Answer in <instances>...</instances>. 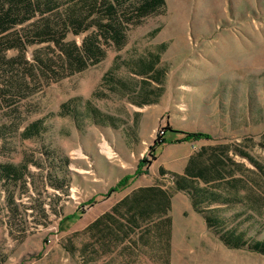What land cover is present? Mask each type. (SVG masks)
Wrapping results in <instances>:
<instances>
[{
    "label": "rangeland",
    "instance_id": "374dc122",
    "mask_svg": "<svg viewBox=\"0 0 264 264\" xmlns=\"http://www.w3.org/2000/svg\"><path fill=\"white\" fill-rule=\"evenodd\" d=\"M71 1L44 16L65 13ZM139 2L121 8L120 42L94 24L66 34L62 47L93 42L102 52L82 70L51 41L0 52V264H86L89 256L97 264H264L252 248L264 245V0H165L157 13L128 20ZM153 57V70L142 68ZM104 120L121 127L104 129ZM36 121L40 134L25 136ZM173 131L207 133L197 140L220 145V202L183 209L165 251L157 241L149 246L156 251L105 258L83 251L78 225L104 210L114 184L104 182L115 178L104 176V159L135 164L169 147L181 135ZM4 165L21 176L6 177ZM231 235L246 244L227 245Z\"/></svg>",
    "mask_w": 264,
    "mask_h": 264
},
{
    "label": "crops",
    "instance_id": "0c3cea01",
    "mask_svg": "<svg viewBox=\"0 0 264 264\" xmlns=\"http://www.w3.org/2000/svg\"><path fill=\"white\" fill-rule=\"evenodd\" d=\"M117 127H121L118 122L104 120V129L114 131ZM177 138L175 135V141L157 155L145 157L148 162L141 167L143 172L111 193L104 200V210L89 214L78 225L85 230L83 251L92 255L104 251V258L115 251H156L149 250L150 241H157L158 251H165L164 241L178 230L183 209L214 207L209 200L221 198L215 184L223 179L220 170L215 175L213 168V160L220 158V145L198 140L178 142ZM115 160L104 159V176H115L104 182L112 180L113 186L132 175L142 159L138 157L135 164L126 157ZM167 178L169 186L162 183ZM108 260L104 259V264H110ZM86 264L97 263L89 256Z\"/></svg>",
    "mask_w": 264,
    "mask_h": 264
},
{
    "label": "trees",
    "instance_id": "16d2710c",
    "mask_svg": "<svg viewBox=\"0 0 264 264\" xmlns=\"http://www.w3.org/2000/svg\"><path fill=\"white\" fill-rule=\"evenodd\" d=\"M72 1L67 4L65 13H56L50 17H46L44 14L52 12L59 7L58 0H0V52L12 48L22 51L27 45L36 42L51 41L58 46L64 54L66 64L73 66L74 71H79L86 67L88 60L92 63L97 62L101 58L102 52L93 44V42L84 44L81 47H77L74 44L62 47L61 42L69 31L74 34H79L89 28L91 24H94L98 30L104 34V39L107 42H120L124 39V31L119 26V18L123 20L120 16V13L123 12L121 8L125 7V4H127L129 0ZM164 5L165 0H140L138 4L129 5L135 15L128 17V20H132L136 17L137 19H141L157 13L164 7ZM37 14L40 15L41 18L37 21H33L29 30L16 33L14 36H8L5 34L9 29L28 21ZM93 15L101 16V19H106V23L102 24L98 21L91 22L90 18ZM121 23H123V21H121ZM154 58L155 57L152 58V61L144 62L140 65L143 66L142 68L145 70L152 71L154 67ZM44 68L48 75H54L56 73L50 67L44 66ZM66 68H64V70H66ZM110 86L114 87L113 85ZM125 90L127 91L128 89L125 87ZM40 125V121L32 123L24 132L25 136L29 137L40 134ZM173 132L181 134L180 137L176 139L178 142L210 138V135L203 132ZM213 161L215 175L217 173L216 170L219 169L222 178H224V172L221 168V156L218 159L215 158ZM147 162V159H142L134 173L122 177L116 185L109 189V193L125 187L131 178L143 172L141 167ZM3 168L6 177L10 179L19 178L21 176V170L19 169L17 170L12 166L7 165H4ZM220 199L221 198H215L213 200L210 199L209 201L220 202ZM199 208L200 207L197 206L195 207L197 211ZM206 220L210 225V218L206 217ZM225 238L224 242L231 247H239L246 244L243 241H240L238 237L232 235L228 239ZM252 248L264 254V245L262 243H254L252 244Z\"/></svg>",
    "mask_w": 264,
    "mask_h": 264
},
{
    "label": "bare ground",
    "instance_id": "6f19581e",
    "mask_svg": "<svg viewBox=\"0 0 264 264\" xmlns=\"http://www.w3.org/2000/svg\"><path fill=\"white\" fill-rule=\"evenodd\" d=\"M106 152V151H105ZM108 154V152H106Z\"/></svg>",
    "mask_w": 264,
    "mask_h": 264
},
{
    "label": "built area",
    "instance_id": "2783aa9c",
    "mask_svg": "<svg viewBox=\"0 0 264 264\" xmlns=\"http://www.w3.org/2000/svg\"><path fill=\"white\" fill-rule=\"evenodd\" d=\"M163 132L161 131V134H162Z\"/></svg>",
    "mask_w": 264,
    "mask_h": 264
}]
</instances>
